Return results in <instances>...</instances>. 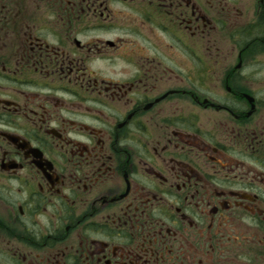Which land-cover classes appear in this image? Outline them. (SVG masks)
<instances>
[{"label":"flooded vegetation","instance_id":"1","mask_svg":"<svg viewBox=\"0 0 264 264\" xmlns=\"http://www.w3.org/2000/svg\"><path fill=\"white\" fill-rule=\"evenodd\" d=\"M0 264H264V0H0Z\"/></svg>","mask_w":264,"mask_h":264},{"label":"rangeland","instance_id":"2","mask_svg":"<svg viewBox=\"0 0 264 264\" xmlns=\"http://www.w3.org/2000/svg\"><path fill=\"white\" fill-rule=\"evenodd\" d=\"M229 31H230V28H228L227 32H229ZM201 49H202L201 45L197 44V51H201ZM225 50H226V49H225ZM225 50H224V51H225Z\"/></svg>","mask_w":264,"mask_h":264}]
</instances>
